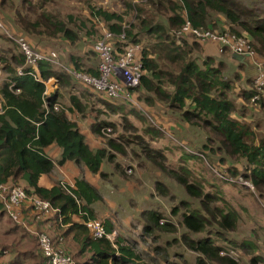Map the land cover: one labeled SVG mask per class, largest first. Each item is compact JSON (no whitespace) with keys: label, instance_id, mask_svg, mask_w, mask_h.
<instances>
[{"label":"trees","instance_id":"obj_1","mask_svg":"<svg viewBox=\"0 0 264 264\" xmlns=\"http://www.w3.org/2000/svg\"><path fill=\"white\" fill-rule=\"evenodd\" d=\"M148 5L154 10L155 17H144L139 15L140 30L149 35L151 49L144 47V69L145 75L138 86V89H145L147 95L145 101L151 106L157 103L164 104L170 112L175 113L187 126H197L207 129L210 140H217V146L209 148L211 153L222 152L219 164L224 166L226 158L235 162L244 159L246 166L243 170L239 167L220 168L228 178L234 181L219 178L228 183L241 184L247 189L250 187L238 181L241 176L250 181L254 189L253 192L264 193V141L255 144L249 138L253 131L249 125L244 123L245 110L238 112L236 102L231 99L230 92L234 91L233 79L225 75L228 64L214 56H202L203 49L201 43L192 40L182 39L176 36V31L184 24L186 18L196 27L220 30L221 17L224 18L228 29L238 34H247L252 42L257 55L264 56V17L256 16L251 9L240 6L236 0H147ZM168 2V3H167ZM181 10L180 13L178 10ZM141 10V9H140ZM170 11L166 13V11ZM98 15H103L107 20L118 19L122 21V16L116 13H108L102 9L97 10ZM55 30L63 32L69 39L75 40V34L62 23H53ZM40 21L33 24H22L24 34L27 32L39 36L37 32ZM46 28V27H44ZM122 24L112 23L109 29L118 33ZM133 29H126V40H117V46L123 48L126 43L140 42L138 33L133 34ZM26 31V32H25ZM47 32L51 31L46 28ZM26 33V34H27ZM5 37L14 43L19 52L17 66L11 67L5 75L6 80L0 85V99L2 110L0 111V179L10 184L21 185L29 195L41 197L51 201L54 207L58 208L64 218L62 222L55 218L58 225L56 235L58 239L63 236L64 240H70L79 247L78 252L70 251L66 245V250L75 259L78 254L91 251V264H109L110 260L114 264H150L141 261V257L132 247L124 244L123 238L117 239V245L107 238H94L90 229L82 222L73 221L74 216H79L84 220L97 218L94 205L103 200V196L98 188L87 178L77 177L73 186L67 183H56L51 187L41 184L40 179L44 174H51L57 165H63L67 161H73L79 166L94 175L108 178V174L102 171V164L107 163L115 167L116 171H121L119 162L109 147L118 152L125 153L120 145L112 140L108 142L109 147L93 148L79 126L78 122L69 116V110L53 108L55 103H59L60 93L53 92L45 94L46 84L39 79L34 69L25 64V55L17 42L11 40L5 32ZM38 47L48 50L50 48ZM152 52V55L151 53ZM63 64H66L64 56L60 57ZM70 65L78 69H84L78 61ZM22 67L23 72L18 73L17 68ZM55 69L63 72L55 71ZM85 71L97 74V69L88 68ZM39 71L44 80L51 77L57 82L66 84L65 74L77 81L62 66L50 61H40ZM238 74L235 73L234 79ZM250 79H247L249 81ZM12 84H14L12 86ZM91 91L103 98L114 101L104 94ZM242 88V87H241ZM17 89H20L17 91ZM257 91L254 89H242V95L247 101ZM73 107L80 112H86L87 105H84L80 96L71 95ZM109 123H92V130L100 135L103 127ZM153 127L162 132L157 126ZM213 133L214 135H211ZM52 145L58 146L60 154L53 159L46 151ZM209 145L204 144L207 148ZM205 152V151H203ZM152 162L174 179L184 188L185 192L197 200L198 207L190 209L182 214V223L190 233H199L207 227L215 224L216 217L220 219L219 225L235 229L237 224V211L229 205L225 211L218 212L210 210V204L221 196L206 192L202 185L190 180L189 175L179 173L172 169L167 163L168 157L160 150L148 152ZM213 166V165H211ZM216 167V166H215ZM212 168V167H211ZM168 187L161 181H155V189L160 195H168ZM180 204H188L187 200H181ZM0 210H2L0 206ZM210 210V211H209ZM3 211V210H2ZM208 211L210 217H208ZM4 212V211H3ZM174 214L179 213V207L172 208ZM146 217L144 230L152 233L157 229L164 231L173 230L170 222H162L164 216L156 210H145L141 212ZM215 219V220H214ZM60 225H68L61 227ZM108 233L114 231L110 221L105 222ZM185 242L189 248L202 254L210 256L212 260L221 263L237 264L235 261L218 255L220 248L214 245L211 236L206 238L193 239L183 234ZM69 246V245H68ZM41 263L46 264L45 258L41 256ZM258 258L253 259L256 264Z\"/></svg>","mask_w":264,"mask_h":264},{"label":"rangeland","instance_id":"obj_2","mask_svg":"<svg viewBox=\"0 0 264 264\" xmlns=\"http://www.w3.org/2000/svg\"><path fill=\"white\" fill-rule=\"evenodd\" d=\"M236 1L242 8L251 9L256 16L264 17V0ZM147 3V0H0V19L5 28L12 31H24L22 24L30 26L36 20L40 21L41 25L37 29L40 33L37 38L25 31L30 41L35 45L39 44L60 51L66 64L73 65L75 61H78L87 70L98 66L99 59L92 47L104 29L110 27V24L120 23L122 26L125 25L126 29H133V34H135L140 30L139 15L157 18L154 10ZM98 9L121 15L123 19L122 21L116 18L107 20L103 15L97 14ZM178 11L182 13L180 9ZM169 12V10L166 11V13ZM54 22L56 24L60 22L74 32L75 40L69 39L63 32L54 33ZM44 27L48 28L51 34ZM3 31L5 30L0 28V85L3 81L1 76L4 79L9 69L17 66L20 53L17 46L5 37ZM138 35L144 47L152 51L150 47L154 38L150 41L149 35L141 31ZM150 53L152 55V52ZM259 59L264 61V56ZM248 61L252 63L249 57ZM230 65L225 71V75L233 79L234 91L230 92V97L236 102L239 115L245 110L243 121L253 131L249 138L253 143L259 144L264 141V93L257 102L247 101L241 96L243 88L257 91L256 72L253 74L250 71L255 67V63L249 68L240 65L241 69L238 71ZM55 71L63 72L58 69ZM235 73L238 74L237 79H234ZM247 79L250 80L247 81ZM65 80L66 84L56 82L54 77L47 81L51 93L57 91L60 93L61 108L69 110L71 117L77 119L86 132L92 133L89 140L91 139L92 143L95 140V146L109 147L108 142L112 140L124 148L125 153H122L109 147L116 154V161L119 162L121 171H116L111 164L108 166H111L112 170L124 179L129 180V186L138 185L144 191L142 194L147 195L144 197L136 191L132 196L133 194H130V190L126 188L125 200L123 202L118 200L119 204L116 208H109L103 201L96 205L97 218L104 222L110 221L114 227L112 241L114 245H117L118 238H123L124 244L132 247L141 257V261L150 264H228L212 260L210 256L189 248L183 236L186 233L193 239L211 236L214 245L220 248L218 255L227 257L237 264H254V258H258L257 262L264 263V193L260 194L257 190L253 192L241 184L222 181L211 168L213 165L226 170L229 166H237L243 170L246 166L244 159L235 162L226 158L224 164L226 168L220 165L218 160L223 153L219 151L213 154L209 151V148L217 146V140L212 141L207 137L208 130L197 126H187L186 122L170 112L162 103L156 102L151 106L144 99L147 92L143 88L136 90L132 102L123 99H114V102L94 93L86 88V85L78 80L75 81L67 74H65ZM71 95L81 97L84 105L88 106L86 112H80L73 107L70 100ZM150 117L165 124L171 136L156 130ZM93 122L109 123L105 127L110 130H101L100 135L95 134L92 130ZM211 135L214 134L211 133ZM205 143L209 145L207 148L204 147ZM157 150L167 155V163L172 169L179 173L186 172L190 180L202 185L206 192L222 197L223 200L216 199L210 204V210L218 212L224 209L227 211L230 205L237 211L238 221L235 229L219 225L218 217H216L217 220L214 219L215 224L207 227L203 232L190 233L185 228L182 223V214L200 204L185 192L174 177L152 162L148 152ZM157 180L168 187V195L163 196L156 191L155 181ZM119 182L115 180L107 187L113 189L112 195L115 194ZM181 200H187L188 204H180ZM174 206L179 207L177 215L172 212ZM136 208H140V211H136ZM145 210H156L162 213L164 216L162 222H170L173 230L157 229L152 233L145 231L146 217L141 215V212ZM209 211L208 217H210ZM7 224L12 226L14 222L9 220ZM44 231L53 236L48 230ZM0 237L3 243L5 239L7 240L5 245L8 246L7 252H4L2 256H11L14 251L24 254L22 252L24 245L16 249L17 245L13 244L11 237L8 238L5 230H0ZM34 239L33 245L40 253L37 239ZM4 249L7 248L0 245V252L5 251ZM40 255L42 256L41 253ZM24 258L25 255L22 256V259Z\"/></svg>","mask_w":264,"mask_h":264},{"label":"built area","instance_id":"obj_3","mask_svg":"<svg viewBox=\"0 0 264 264\" xmlns=\"http://www.w3.org/2000/svg\"><path fill=\"white\" fill-rule=\"evenodd\" d=\"M0 28H3L5 34L13 41L17 42L20 49L25 55L26 65L31 66L39 79L46 84L45 94H50L51 89L48 86V80H44L39 71L40 61H50L56 65L62 66L76 80L80 81L87 87L104 94L110 99H123L127 102L134 101L136 90L142 81L146 70L144 69V45L140 42H128L123 48H119L117 40H126L127 33L125 25L121 31L116 33L112 30L104 29L100 37L93 45V52L99 59L97 66V74L89 73L84 69H78L73 66H67L60 60L62 53L55 49H42L30 41V38L18 30L12 31L5 28L4 23L0 19ZM176 36L186 40H194L199 43L215 42L220 45V51L229 50L231 53H238L252 58L255 63L256 87L257 92L252 97V101L257 102L264 93V61L260 60L255 52L250 37L243 33L238 34L230 31L228 28L221 30H213L210 28H201L194 26L191 21L186 18L184 24L175 32ZM18 73H22V67L17 68ZM57 82V79H56ZM14 84H12L13 86ZM56 85V83H55ZM20 89H17L19 91ZM53 108L59 110L61 105L55 103ZM154 125L162 132L171 136L168 132V127L158 119L150 117ZM104 130L110 128L103 127ZM212 169L222 178L234 181L233 178L226 177L225 173L218 167L211 166ZM131 172V169L129 170ZM238 181L254 189L253 184L239 177ZM65 183V182H62ZM68 184V183H67ZM73 186V185H71ZM25 203H31L37 219L58 213V219L62 222L64 215L60 210L53 206L51 201L41 197L29 195L23 186L10 184L0 179V206L6 215L13 221L20 220V209ZM91 232L94 238L107 237L113 241V234L108 233L105 227V222L98 218L82 219ZM38 248L40 253L45 258L46 264H76V260L66 250L64 246V237L59 236L55 239L45 231L36 233ZM109 264H114L110 260ZM256 264H264L257 262Z\"/></svg>","mask_w":264,"mask_h":264},{"label":"crops","instance_id":"obj_4","mask_svg":"<svg viewBox=\"0 0 264 264\" xmlns=\"http://www.w3.org/2000/svg\"><path fill=\"white\" fill-rule=\"evenodd\" d=\"M220 26H223L222 28H228L227 24L225 23V20L223 17H221V22L219 23ZM203 53L202 56H214L218 59L224 60L228 65L231 67H235L236 71H238L240 68V65H243L245 68L249 66H253L254 60L252 58L251 61L252 63H249L248 57L244 61H239L233 58V53H231L229 50H226L225 52L220 51V45L215 42H205L201 44ZM259 56V55H258ZM261 57V56H259ZM97 68V67H96ZM95 68V70H96ZM249 71V70H247ZM253 74L256 72L255 67H253L252 70H250ZM1 80L5 81L6 77ZM1 81V82H3ZM1 100V99H0ZM2 110V103L0 102V111ZM71 117V114H69ZM74 119V118H73ZM79 126L80 123L77 119H75ZM81 127V126H80ZM82 128V127H81ZM83 132L86 134L87 140L89 144L93 147L96 148L97 146L94 145L95 140H93V143L89 140L90 136H92V133L86 132V129H83ZM98 142V141H96ZM100 147V146H98ZM60 148L56 145H52L46 149L47 153L55 159L56 157L59 156L60 154ZM102 171L107 173L109 178H102L100 175H94L88 170H86L84 167L77 165L73 161H67L63 165H57L54 169V171L51 174H44L41 176L40 182L42 185L51 187L56 183H60L61 181L68 183L69 185H74L75 180L77 177H85L87 178L92 184H94L101 195L103 196V202L109 207V208H116L118 206V200L124 201L125 196L124 194L127 192L126 188L130 190V194H133L134 192H138L141 195L144 194V191L141 190V188L138 185L135 186H129L128 184L129 180L127 181L124 179L121 175L118 173L114 172L112 170L111 166H108L107 163L102 164ZM63 179V180H61ZM61 180V181H60ZM115 180L120 181L118 184V187H120L115 191V194L112 195L114 192L113 189L107 188L109 187ZM136 180V177H135ZM60 181V182H59ZM130 183V182H129ZM137 183V181H136ZM138 184V183H137ZM116 186V185H115ZM110 189V191H109ZM153 189V188H152ZM146 192V191H145ZM143 193V194H142ZM152 193V191H151ZM146 197L147 195H143ZM97 202L94 207L96 209V205L99 204L100 202ZM137 205V204H136ZM140 205H138L139 207ZM137 209V210H136ZM136 211H140V208H136ZM97 210V209H96ZM143 210V209H141ZM97 212V211H96ZM4 217V218H3ZM7 218V219H6ZM9 220L13 221L10 219L5 212L0 210V230H5V234L8 236V238H12L13 244H16L17 246L15 247L16 249L20 245H24V254L19 253L17 251H14L11 256L6 255L2 256L4 252H7L8 246L5 245L7 243V240L5 239L3 243V239L0 237V245L2 247H5L7 249H4L5 251L0 252V264H42L41 263V258H40V253L37 252L35 249V245H33V240L34 238L37 239L36 233L39 231H44L45 229L48 230L53 236L56 235V228H58L55 215L52 214L51 216H46L41 219L36 218L35 211L31 205V203H25L21 209H20V220L19 221H13L14 224L12 226H9L7 222ZM73 221L76 222H82V218L79 216H74ZM61 227L63 225H60ZM68 225H65L63 227H67ZM115 231V230H114ZM13 244L11 243L12 247ZM68 246L70 248V251L76 253L78 252L79 247L77 246L76 243H72L71 239L66 240L64 242V246ZM91 251H86L83 254H78L75 258L76 264H91L90 261V256H91ZM17 254V255H14ZM25 255V258L22 259V256ZM2 256V257H1ZM13 257V258H12ZM39 260H38V259ZM25 261L27 263H25Z\"/></svg>","mask_w":264,"mask_h":264},{"label":"water","instance_id":"obj_5","mask_svg":"<svg viewBox=\"0 0 264 264\" xmlns=\"http://www.w3.org/2000/svg\"><path fill=\"white\" fill-rule=\"evenodd\" d=\"M233 58L239 61H244L247 58V56L238 53H233Z\"/></svg>","mask_w":264,"mask_h":264}]
</instances>
